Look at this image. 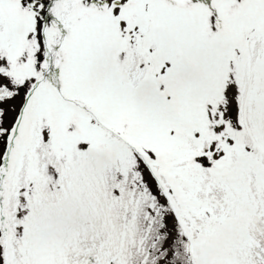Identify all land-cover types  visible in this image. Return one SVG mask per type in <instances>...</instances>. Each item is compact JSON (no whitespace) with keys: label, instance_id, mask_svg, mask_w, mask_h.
Instances as JSON below:
<instances>
[{"label":"snow or ice","instance_id":"6c2138e0","mask_svg":"<svg viewBox=\"0 0 264 264\" xmlns=\"http://www.w3.org/2000/svg\"><path fill=\"white\" fill-rule=\"evenodd\" d=\"M0 264H264V0H0Z\"/></svg>","mask_w":264,"mask_h":264}]
</instances>
